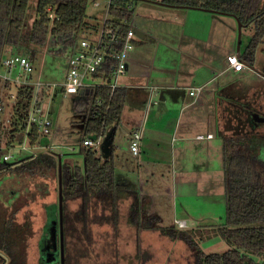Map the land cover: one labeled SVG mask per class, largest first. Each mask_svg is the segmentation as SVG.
I'll return each mask as SVG.
<instances>
[{
	"label": "rangeland",
	"instance_id": "1",
	"mask_svg": "<svg viewBox=\"0 0 264 264\" xmlns=\"http://www.w3.org/2000/svg\"><path fill=\"white\" fill-rule=\"evenodd\" d=\"M130 4L134 8L131 20L134 29L136 28L138 31L152 30V33L157 37L156 44L145 46L143 53L147 60L153 59L157 54L166 56L167 53L174 55L175 59L177 53L170 49V46L176 44L178 39L191 35L190 31L193 26L198 24L197 14L203 16L201 22L204 26H209L211 38L214 40L208 51L212 65L220 66L222 64L223 68L227 53L229 51L235 53L236 51L238 26L236 18L232 15L202 10H199L202 12H198L188 7L159 5L147 0H131ZM35 5L36 0H29L24 17L23 31L30 28L35 18ZM93 14L90 1L86 20L88 23L96 24L97 22L91 18ZM84 31L80 37L85 35ZM165 32H170L171 37L168 36L169 39L163 41ZM252 33V25L241 28L240 51L247 45ZM191 45L189 49L193 50L194 46ZM26 47L27 45H20L15 49V52L26 56ZM59 47V43H56L53 38H49L44 45L37 48L38 52L32 62L33 70L29 77L26 75L27 73L24 74L19 68L14 67L10 69L9 73L6 71V74L11 78V80L5 81L7 82L6 86L4 80L0 79V100L3 105L2 110H0V145L6 144L7 151L4 154L9 155L7 161L13 165L22 158L42 151L55 153L64 160H77L82 163L83 152L81 147L83 145L79 140L81 117L73 113L71 109L73 94L63 95L59 91L65 79L67 57L70 52H51V50ZM152 64L153 62L149 60L145 66L143 64L141 66L148 68ZM169 65L172 63L169 62ZM263 70L264 37L257 46L253 67L244 65L243 70L236 75H233L231 71H224L222 75L213 76L203 86L202 94H208L211 89L221 88L222 85V99L228 100L231 90H227L225 84L229 79H234L233 82L240 84L238 89L249 91L246 97V105L254 107L257 112L264 116V76L259 74ZM136 72L141 73L140 69ZM1 73L4 74L5 70L2 69ZM122 77L124 74H119L112 81L119 83ZM86 80L93 84L104 83L102 78ZM24 81L33 87L35 82L55 83L54 87L43 86L41 98L42 111L52 121V130L49 134L40 135L33 144H30L29 140L25 138V130L18 131L11 142L7 141V131L10 128L14 100L10 97V93H17L18 85ZM154 99V97L148 98L146 102L149 101V105L154 104ZM230 102L234 103L233 101ZM166 104L169 105L166 110L167 117L158 119L161 123L158 125L160 128L170 131L166 133L165 140L160 143L158 150L154 149L152 144L148 142L150 148L147 146V152L141 153L138 157L134 156L129 151L128 136L124 134L126 130L122 124L117 125L113 139L116 173L120 177L129 178L137 185L144 207L149 212L159 215V225L171 226L176 224L175 219H183L186 222L184 228L192 234L204 251H224L228 248V244L215 231V226L224 221L225 212L222 138L219 131L213 128L214 137L210 139V144L207 146L205 139L196 138V130L192 128L182 134V124L179 126L180 119L178 120V118L187 112L188 107L180 110V105L174 101L172 104L167 101ZM206 105L207 103L204 104L206 108L202 107L205 109L204 111L209 109ZM225 106H229V104L222 103L220 117L225 118L227 116ZM158 108V104H156L154 109L159 110ZM143 113V109L125 108L124 106L121 116L122 122L124 120L130 122L134 115H143ZM148 119L151 120L152 118L149 117ZM250 129L264 134V122H259L258 126L250 127ZM181 135H183V141L178 139ZM72 147H76L78 151L72 152ZM33 177L27 180L19 177L16 173L4 174L3 179L0 180V200L6 202L15 197L16 193H20L19 198L17 196L18 199L14 202V206L6 208V212L15 206H20L16 213L17 221H22L25 215L32 223L33 232L28 239L26 249L27 262L29 264H54V261L58 259L60 264V257L54 254L52 245L47 240L44 241L41 236L43 235L42 227L46 220V208L57 201L56 177L49 170L35 174ZM25 185L26 188H24ZM26 189L28 190L25 191ZM69 206L75 208L76 203H70ZM127 206L128 199L125 198L120 202L121 217L117 234L114 233L110 224H92L94 242L84 256L75 255L72 244H69L71 247L69 263L187 264L192 260L191 250L185 242L169 239L158 231L148 229H143L140 232L143 255L138 256L135 230L125 217ZM41 244L43 245L41 246ZM56 249L58 250V244Z\"/></svg>",
	"mask_w": 264,
	"mask_h": 264
},
{
	"label": "trees",
	"instance_id": "2",
	"mask_svg": "<svg viewBox=\"0 0 264 264\" xmlns=\"http://www.w3.org/2000/svg\"><path fill=\"white\" fill-rule=\"evenodd\" d=\"M90 1L36 0L35 18L30 28L23 31L29 0H0V69L7 48L15 52L20 45H27L26 56L33 62L37 48L44 45L49 38H53L60 47L51 52H71L88 25L86 17ZM130 1L113 0L110 7L112 15L128 21L126 24H120V40H124L128 23L133 17V8L128 7L131 6ZM147 1H161L169 6L211 9L213 12L234 16L240 20L242 27L252 25L253 33L247 45L240 51L239 57L250 67L254 66L257 46L264 37V0ZM49 12L53 13V17H49ZM112 65L113 60L109 59L103 64L102 70L94 74L103 75L105 84L83 86L72 97L71 109L81 117V143L94 134L101 139L102 144L109 130L113 129V134L107 155H99L92 146H83L82 163L61 159L64 264H70L69 244H72L77 256H84L91 247L94 242L92 224H110L114 233H118L120 202L125 198L128 199L125 217L134 227L138 256L143 255L140 232L148 229L158 231L169 239L185 242L192 253V260L187 264H264V134L250 129L258 126V123L252 118L256 109L246 105L249 91L244 89L243 99L235 100L234 103L224 99L221 102L229 104L225 106L227 116L223 117V127L219 131L222 138L225 212L224 221L215 226V231L228 244V248L221 252H206L184 226L159 225V215L144 207L137 185L129 178L120 177L116 173L113 136L120 123L126 88L109 86L112 80ZM6 84L7 82L4 83L5 86ZM33 90L31 84L18 85L12 103L13 112L7 141L11 142L18 131L26 129ZM42 95L43 88L36 93L37 105L41 104ZM40 135L43 134L32 125L27 139L33 144ZM6 151V144L0 145V180L6 173H16L27 180L48 170L55 175L57 201L46 208V220L41 236L51 245L54 241L58 244L57 154L42 151L22 158L13 165L3 159ZM19 194L16 193L15 197L6 202L0 200V264H29L26 249L33 232L32 223L25 215L22 221H17L16 213L20 206L6 212V208L14 206ZM73 202L76 207L70 208L69 204ZM54 264H59V260L56 259Z\"/></svg>",
	"mask_w": 264,
	"mask_h": 264
},
{
	"label": "crops",
	"instance_id": "3",
	"mask_svg": "<svg viewBox=\"0 0 264 264\" xmlns=\"http://www.w3.org/2000/svg\"><path fill=\"white\" fill-rule=\"evenodd\" d=\"M153 3L164 5L157 2ZM130 7L133 8L132 4ZM188 8L197 10L198 12L208 11L196 7ZM92 11L97 14L95 9L92 8ZM184 14L186 15V13ZM91 18L97 21L94 17ZM202 18L203 16L201 14H197L198 24L193 26V29L190 31L191 35H186L185 38H181L180 40L178 39L176 44L170 46V49L177 53L176 60L174 59V55H169L168 53L166 56L157 54L153 59L147 60L146 55L143 53L146 48L145 46L148 44L153 45L155 41H157V37L152 33V30L143 29L138 31L136 28L134 29V43L128 52L127 66L124 72L120 73L124 74V77L120 78L119 83H116V85L126 88L124 100L125 108L144 110L143 115H134L130 122L128 120L122 122L121 117L119 123L122 124L123 128L126 130L124 134L128 136V143H130V133L133 130H137L140 133L138 153L134 154L129 149L130 153L136 157L141 153H146L147 146L150 148V143L154 149L158 150L160 143L165 140L166 133L170 131L169 129L164 130L158 125L161 124L158 119L167 117L166 110L169 108V105L166 104L167 101L171 102V104L173 101L178 103L181 107L180 110L188 107L187 112H185L183 116L180 115V118H178V120L180 119L179 126L182 124L181 132L183 134L185 131H189V128L196 130V138L200 140L205 139V144L207 146L210 144V139L214 137L213 128L220 131L223 127V116L220 117V110H222V85L221 88L211 89V91L205 95L202 94L203 86L211 80L213 76L222 75L224 71H231L233 75H236V73L241 72L243 68L237 71L227 68L226 57L223 62V68L222 64L220 65L221 67L212 65L210 62L211 59L208 56V51L210 44L214 40L211 38L209 26H204L201 22ZM170 35V32H165L163 41L169 39L168 36L171 37ZM190 45L192 47L194 46L193 50L189 49ZM185 47L186 50H184ZM230 53H234V51H229L227 55ZM149 60H151L153 64L149 65L148 68L143 67ZM145 61H147L146 64ZM169 62H171L172 65H169ZM155 63H157V65H155ZM141 64H143V66H141ZM138 69H140L141 73L136 72ZM153 69L154 71H152ZM233 80L234 79H229L225 84V88L231 90L229 94L230 99H228L229 102L243 99V90L238 89L240 84L235 81L233 82ZM197 87H200V89H196ZM191 90L193 93H190ZM151 97L155 98L153 100L154 104L149 105V101L146 102V100ZM156 100L158 101L156 102ZM205 103H207L206 106L209 107V109H206L207 111L202 109ZM156 104H158L159 110L154 109ZM180 113H182V111H180ZM149 117L152 119L149 120ZM210 133L212 137H205L206 134ZM199 134L204 135V137L199 138L197 136ZM178 139L183 141V135L179 136Z\"/></svg>",
	"mask_w": 264,
	"mask_h": 264
},
{
	"label": "built area",
	"instance_id": "4",
	"mask_svg": "<svg viewBox=\"0 0 264 264\" xmlns=\"http://www.w3.org/2000/svg\"><path fill=\"white\" fill-rule=\"evenodd\" d=\"M113 0H91V7L96 10L97 14H93L97 21L96 24L88 23L84 28L85 35L79 37L76 47L68 54L67 57V70L65 73L64 82L61 84L59 91L65 94H74L79 88L83 86L99 85L88 82L89 78H102L105 84V80L102 76H94L97 71H101L103 64L111 59L112 65V79L118 74L124 72L127 66L128 51L134 43V27L131 25V21L128 23V28L124 34V40L121 39L120 24H126V19H119L118 17L110 13V7ZM128 7H130L128 5ZM50 10V8H48ZM49 17H53V13H48ZM93 30V32H91ZM82 31V32H83ZM90 34V35H89ZM227 68L234 71L240 70L244 67V62L236 53H230L226 56ZM17 67L24 74H30L33 70L32 62L27 56L16 53L10 48H7L3 54L1 60L0 79L4 82L11 80L6 71L9 73L11 68ZM4 69L5 73L2 74L1 70ZM27 83V82H21ZM54 87L55 83H40L35 82L33 97L28 109L27 125L25 129V138H27L30 127L36 126L40 133L43 135L49 134L52 130V121L43 113L41 104L36 103V93L39 89L44 90V87ZM111 88L116 87V82L109 83ZM196 89H200L197 87ZM190 93H193L191 90ZM10 97H16V93H10ZM2 102L0 100V110H2ZM199 138H203L204 135H197ZM205 137H212V134H206ZM140 133L137 130H133L130 133L129 148L132 153L136 154L139 151ZM84 146H92L97 150L99 155H104V151L101 144V139L85 138L82 142ZM76 147H72L71 151H77ZM8 154L3 155V159L7 160ZM175 223L179 227L186 225L185 220L175 219Z\"/></svg>",
	"mask_w": 264,
	"mask_h": 264
},
{
	"label": "water",
	"instance_id": "5",
	"mask_svg": "<svg viewBox=\"0 0 264 264\" xmlns=\"http://www.w3.org/2000/svg\"><path fill=\"white\" fill-rule=\"evenodd\" d=\"M157 3L163 4L161 1H156ZM199 8V7H198ZM204 10H208V11H212L211 9H205V8H201ZM237 20V26H238V44L236 47V51L235 53L237 55L240 54V50H239V38H240V32H241V28H242V24L240 22V20ZM244 64L246 66H249L247 63L244 62ZM259 74H261L262 76H264V73L259 72ZM252 118L254 120V122H264V116L262 114H260L257 111H253L252 113ZM112 134H113V129L109 130L108 133L105 135V137L102 140V148L104 151V155H107L110 149V143L112 140ZM89 138L91 139H96L97 136L96 135H90ZM60 166H61V158L60 156H58V219H59V243H58V250L57 248V244L54 241L52 243V247H53V252L54 254L58 255L60 257V264H64V244H63V232H62V218H63V213H62V190H61V178H60Z\"/></svg>",
	"mask_w": 264,
	"mask_h": 264
}]
</instances>
